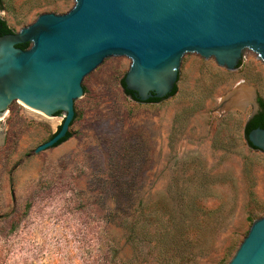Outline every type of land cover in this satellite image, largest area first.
Listing matches in <instances>:
<instances>
[{"label":"rangeland","instance_id":"rangeland-1","mask_svg":"<svg viewBox=\"0 0 264 264\" xmlns=\"http://www.w3.org/2000/svg\"><path fill=\"white\" fill-rule=\"evenodd\" d=\"M72 5L0 0V17L16 32ZM129 64L84 77L56 146L34 152L62 114L12 101L0 116V264H227L264 215V153L244 132L254 97L264 101L256 55L233 71L185 59L175 94L151 103L124 93ZM240 83L250 98L219 107Z\"/></svg>","mask_w":264,"mask_h":264},{"label":"water","instance_id":"water-1","mask_svg":"<svg viewBox=\"0 0 264 264\" xmlns=\"http://www.w3.org/2000/svg\"><path fill=\"white\" fill-rule=\"evenodd\" d=\"M23 43L29 46L17 47ZM242 53L264 64V0H73L65 13H40L0 36V116L12 101L49 117L60 112L59 128L38 153L66 135L84 77L106 62H130L124 88L146 102L171 93L183 60L211 58L233 71ZM254 99L249 118L259 109ZM246 139L264 153V128ZM227 264H264V215Z\"/></svg>","mask_w":264,"mask_h":264},{"label":"trees","instance_id":"trees-1","mask_svg":"<svg viewBox=\"0 0 264 264\" xmlns=\"http://www.w3.org/2000/svg\"><path fill=\"white\" fill-rule=\"evenodd\" d=\"M14 32L6 23V21L0 17V36L1 35H4V34H7V33H12ZM29 46V43H23V44H18L17 47H20L22 49H25ZM121 86L123 88V91L126 95L130 96L133 100L137 101V102H140L134 95H133V92L132 91H129L127 89L124 88V82H123V79L121 80ZM176 92V86H174L173 90L171 91V93L169 95H167L165 98L169 97V96H172L174 95ZM164 98V99H165ZM163 99H157V98H151L149 99L148 101H146V103H151V102H159ZM257 102H258V105H259V112L249 118L245 124V127H244V132H245V136H247V133L251 130V129H254L256 127H260V128H264V101L260 98V97H257ZM61 113L58 112L56 113L55 115H60ZM75 119V114H74V117H73V120L71 122V124L73 123ZM70 124V125H71ZM59 128V127H58ZM69 137H71V133L69 132V130L67 131L66 135L60 139L55 145L53 146H56L58 144H60L61 142L67 140ZM246 143L247 145L249 146L250 149H252L253 151L254 150H258L256 147L252 146L246 139Z\"/></svg>","mask_w":264,"mask_h":264},{"label":"bare ground","instance_id":"bare-ground-1","mask_svg":"<svg viewBox=\"0 0 264 264\" xmlns=\"http://www.w3.org/2000/svg\"><path fill=\"white\" fill-rule=\"evenodd\" d=\"M236 90H237L236 92H234L233 94L230 95V97L228 98V102L230 103V100H232L231 102H236L237 104H240L242 106V104H244L243 102L247 101L250 98L251 89L249 86H247V84L240 83ZM232 96H233V99H232ZM234 97H235V99H234ZM29 109L31 110V108H29ZM32 111H35V110L32 109ZM37 111H35V112H37Z\"/></svg>","mask_w":264,"mask_h":264},{"label":"flooded vegetation","instance_id":"flooded-vegetation-1","mask_svg":"<svg viewBox=\"0 0 264 264\" xmlns=\"http://www.w3.org/2000/svg\"><path fill=\"white\" fill-rule=\"evenodd\" d=\"M256 101H257V99H256ZM257 103H258V102H257ZM259 110H260V108L258 109V111H257L253 116H255V115L259 112ZM253 116H252V117H253Z\"/></svg>","mask_w":264,"mask_h":264}]
</instances>
